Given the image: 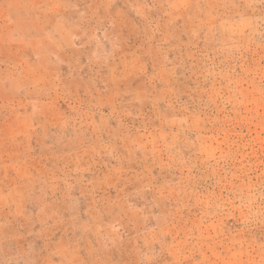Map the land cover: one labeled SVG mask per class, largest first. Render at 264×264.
<instances>
[{"label": "rangeland", "instance_id": "1", "mask_svg": "<svg viewBox=\"0 0 264 264\" xmlns=\"http://www.w3.org/2000/svg\"><path fill=\"white\" fill-rule=\"evenodd\" d=\"M0 264H264V0H0Z\"/></svg>", "mask_w": 264, "mask_h": 264}]
</instances>
